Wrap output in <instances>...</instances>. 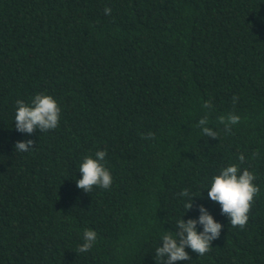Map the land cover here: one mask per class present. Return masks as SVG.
Returning <instances> with one entry per match:
<instances>
[{
  "label": "trees",
  "instance_id": "1",
  "mask_svg": "<svg viewBox=\"0 0 264 264\" xmlns=\"http://www.w3.org/2000/svg\"><path fill=\"white\" fill-rule=\"evenodd\" d=\"M36 93L59 124L20 133L15 101ZM97 150L113 180L87 193L75 179ZM229 164L259 187L242 228L204 190ZM182 189L183 219L202 205L222 230L177 264H264V0H0V264H156Z\"/></svg>",
  "mask_w": 264,
  "mask_h": 264
},
{
  "label": "clouds",
  "instance_id": "2",
  "mask_svg": "<svg viewBox=\"0 0 264 264\" xmlns=\"http://www.w3.org/2000/svg\"><path fill=\"white\" fill-rule=\"evenodd\" d=\"M110 12V8L104 9L105 15H109ZM60 117L61 109L51 95L36 93L27 103L21 99L15 101L13 122L15 130L20 133L31 134L34 130L39 132L53 130L57 128ZM230 119L235 123L238 117L231 116ZM197 127L203 135L216 139L217 132L207 126L206 118H201ZM32 144V140L18 141L14 145V150L27 153L32 151ZM106 156L107 150H97L94 155H86L82 158L78 169L80 178L75 179L77 188L87 193L94 186L105 190L110 188L113 178L105 166ZM238 159L243 162L245 157L240 155ZM254 180L255 175L247 168L241 169L237 164H229L222 167L204 186V190H207L206 199L220 206L221 213L226 215L231 226L242 228L249 220L251 202L259 192ZM178 195L182 198L185 211L180 218L174 220L170 230L164 229L160 233L159 242L155 246L156 264L189 261L191 258L186 249L197 253L198 256L204 255L210 250L212 241L219 238L222 230L221 223L216 221L202 205L198 209L197 218L184 220V215L193 207V198L197 196L189 189H182ZM96 240V231L85 229L78 251L88 252Z\"/></svg>",
  "mask_w": 264,
  "mask_h": 264
}]
</instances>
